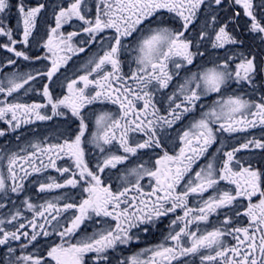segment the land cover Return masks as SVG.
<instances>
[{"label":"snow or ice","instance_id":"6c2138e0","mask_svg":"<svg viewBox=\"0 0 264 264\" xmlns=\"http://www.w3.org/2000/svg\"><path fill=\"white\" fill-rule=\"evenodd\" d=\"M48 7L0 0V50L11 54L0 59V137L67 125L57 142L0 149V209L13 205L0 217V264H264V136L230 150L223 139L264 129V0H65L52 23ZM218 9L231 14L221 21ZM209 47L227 54L213 59ZM38 81L41 102H24ZM253 149L259 159L238 158ZM29 185L57 194L17 206ZM164 218L160 243L124 255Z\"/></svg>","mask_w":264,"mask_h":264},{"label":"flooded vegetation","instance_id":"af4514ba","mask_svg":"<svg viewBox=\"0 0 264 264\" xmlns=\"http://www.w3.org/2000/svg\"><path fill=\"white\" fill-rule=\"evenodd\" d=\"M16 0H13V3H15ZM28 3L32 4L33 6L36 4L37 0H27ZM39 2L47 3L49 5L48 9L45 13L42 15L45 17L48 23L53 22L52 17V6L55 4H59L62 2H65V0H39ZM200 20H203V16L201 15ZM78 23L76 21H73L72 25H65L64 31L67 33L69 31H78ZM47 31V24L45 23V20H41L40 24L38 26V32L39 35L37 36V40H40L42 37H44L45 32ZM3 39V38H0ZM82 39H86V34H81L80 36H77L74 38V43L79 44V41ZM249 43H251V39H246ZM258 43V42H257ZM33 48L36 50L37 46L35 41H33ZM95 51V48L90 49L89 51L85 53H81L79 57L73 56L72 60L68 62V65L66 68H62L61 72H66L68 76H71L73 73L76 72L77 68L81 64L85 62V60L91 56L92 52ZM11 55L10 53H7L3 50H0V59ZM21 64V68L24 71L29 70L28 62H19ZM35 67L43 69V64H36ZM63 80V76H61V81ZM259 84V81L257 82ZM40 85L41 82L38 81L35 83L34 88L36 89L35 92L30 93L28 96L24 97V102H41L42 97L39 95L40 91ZM247 94L245 96L247 97L248 94H252V98L258 99L260 95V89H258L255 93H252V89L247 86ZM56 91H59V88H56ZM244 91V89H243ZM186 123V122H185ZM7 126L0 122V129L6 128ZM175 129L179 130L181 128L180 125L174 126ZM67 128V125L63 123V118H54L52 121H37L33 124L25 125L21 129L17 130L16 132H12L11 130L8 131V134L5 137H0V149H3L5 145H7L9 150H16L17 146H24L25 144L37 141V140H45V138L48 139L49 142H57V137L60 135V133L65 132ZM172 137V140H168V136ZM17 136L20 137L19 140H17ZM163 136L165 138V141L167 142L168 148L171 151L174 147L173 141H175L177 136V131L173 129H168L167 132L163 133ZM262 136H264V129L257 126L255 128H249L247 131L244 132H237L233 134H224V146L225 150H230L233 146L238 147L241 143L246 142L248 139H260ZM63 137H61L62 139ZM178 143V141H177ZM215 147H219V145H214ZM254 153V154H253ZM238 158L241 159H259V151L258 150H242L240 153L237 154ZM147 159V157H145ZM70 161L67 159L63 161H58V164L62 166H66ZM51 175L54 177H58L59 174L56 173L54 170H49L48 173H45V176ZM234 187V186H233ZM69 192L70 194H75L78 190L73 189H67V190H59L60 193L63 192ZM57 193L52 194H40L37 195V189L35 185H29L28 191L25 194H22L19 199H17L15 196H13V200L16 201L17 206H20V200L24 198L25 195L30 196L34 203H42L43 199L51 198L52 195H56ZM13 209V205L11 203L7 204V207L4 209H0V217H6L9 213V210ZM21 211H24L23 207L21 206ZM25 216H28L30 218L31 214L24 211ZM223 217H221L222 219ZM213 221L215 222V217H213ZM168 222L169 218H164L163 221L158 225V230H154L153 232L142 235L141 240L138 244H134L130 246V250L126 249L124 252V255H131L133 251H139L141 248L149 247L155 244H158L162 241L163 236L167 234L168 231ZM91 231V229H89ZM230 239V238H229ZM117 256L120 255V253H116ZM91 264V262H90ZM115 264V262H114ZM196 264H199V260L197 259Z\"/></svg>","mask_w":264,"mask_h":264},{"label":"rangeland","instance_id":"374dc122","mask_svg":"<svg viewBox=\"0 0 264 264\" xmlns=\"http://www.w3.org/2000/svg\"><path fill=\"white\" fill-rule=\"evenodd\" d=\"M231 14V9H228V11H221V10H217V15H218V17H219V19L221 20V21H223L227 16H229ZM203 16V15H202ZM204 19H205V17L203 16V20H199V21H197V23H196V25H195V30L196 31H198L200 28H201V26L203 25V23H204ZM246 18L245 17H243V16H241V18H240V25H241V28H243V24H244V20H245ZM229 28H230V30H231V28H232V25H229ZM193 35H195V32L193 33ZM248 44H250L247 40H246V45H245V47H247V45ZM208 51H209V53L211 54V58H213V59H215L216 58V56L217 55H219L220 57H223V56H225L227 53L225 52V50H223V49H220V50H212L210 47L208 48ZM247 86H245L244 87V91H243V93L244 94H247Z\"/></svg>","mask_w":264,"mask_h":264}]
</instances>
